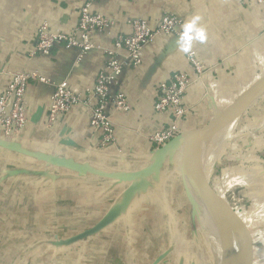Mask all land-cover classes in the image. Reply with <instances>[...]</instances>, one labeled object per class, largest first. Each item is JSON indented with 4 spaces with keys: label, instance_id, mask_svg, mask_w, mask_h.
Segmentation results:
<instances>
[{
    "label": "crops",
    "instance_id": "1",
    "mask_svg": "<svg viewBox=\"0 0 264 264\" xmlns=\"http://www.w3.org/2000/svg\"><path fill=\"white\" fill-rule=\"evenodd\" d=\"M83 3L0 0V95L13 73L37 71L52 82L66 80L87 99L103 68L105 50L116 34L131 31L132 18H147L156 27L167 12L183 23L179 33L160 36L146 47L139 69L120 77L131 110L112 112L116 145L100 146L86 103L48 126L53 86L28 87V124L15 140L0 136V264H219L216 247L194 214V181L214 122L264 75L263 5L257 0H98L95 8L109 25L94 32L96 49L78 59L75 49L60 45L49 57H31L41 24L68 34ZM196 15L203 41L195 27L184 35ZM191 50L204 66L201 74L187 58ZM176 71L192 77L186 93L192 111L181 120V133L157 147L149 137L170 119L155 113L156 88ZM240 114L215 163L228 159L230 149L238 152L241 171L235 169L237 176L228 178L237 181L246 178L243 165L264 163V144L251 145L249 126L242 124L246 110ZM252 149L262 154L243 152ZM214 168L206 177L205 207L210 215L225 213L216 228L229 262L261 264L263 250L254 251L249 236L258 216H234L224 200L215 203L216 211L208 208ZM257 181L263 182L264 175H257Z\"/></svg>",
    "mask_w": 264,
    "mask_h": 264
},
{
    "label": "built area",
    "instance_id": "2",
    "mask_svg": "<svg viewBox=\"0 0 264 264\" xmlns=\"http://www.w3.org/2000/svg\"><path fill=\"white\" fill-rule=\"evenodd\" d=\"M98 0H84L80 9L79 21L68 33L55 32L50 24H41L37 31V41L31 57L52 55L56 46L65 45L76 50L77 58L83 59L90 51L97 48L93 34L103 31L109 25L107 16L97 11ZM263 5L264 0H257ZM183 20L165 12L161 23L153 27L147 18H132L131 31L116 34L111 48L104 52V65L97 75L95 86L88 98L71 89L66 80L52 82L49 77L37 71L15 72L12 80L0 95V130L3 140H15L29 122L30 112L26 97L28 87L33 83L53 86L46 123L53 126L63 115L74 107L86 103L90 106L91 126L99 133L100 146L117 144L113 126L112 112H129L131 106L127 93L121 88L120 77L126 70H137L143 64L145 49L158 37L179 33ZM187 58L195 72L201 74L204 66L191 50ZM192 84V77L184 71L174 72L168 79L157 84L154 110L158 115H167L170 119L159 130L150 135V140L157 146H163L174 140L180 133L181 120L191 113L192 107L186 102V93ZM95 101V102H94ZM0 137V138H1Z\"/></svg>",
    "mask_w": 264,
    "mask_h": 264
},
{
    "label": "rangeland",
    "instance_id": "3",
    "mask_svg": "<svg viewBox=\"0 0 264 264\" xmlns=\"http://www.w3.org/2000/svg\"><path fill=\"white\" fill-rule=\"evenodd\" d=\"M245 110L247 114L243 118L242 124L249 126L247 128L249 134L246 135V137L249 139L251 145L255 142H259V144L263 145L264 91H262L259 95L249 101L246 106L241 110V114ZM241 114L239 117H241ZM236 124H239V122L236 121ZM256 151L257 150L252 149L245 150L243 152L247 153L246 155L250 154V156H253L252 154L256 153L254 155L255 157H258L259 155L264 153V150L261 151L262 153H257ZM229 153L230 158L228 157L227 159L225 157L224 161L222 159V161H220V163L215 166L214 171L211 175L207 189L208 208L209 210L214 212L217 210L215 208V203L224 200V204H226L225 208L231 210L234 216H245V218L250 219H252L253 217L252 220H257V217L255 218V216L257 215L258 221H252L253 224H257L256 229L253 228L251 232H249L250 239H252V243H250L254 246V251H260L261 253L263 250V253H261V255L264 256V221L260 220L261 217H264V181H257V175H264V163L254 165H243V173L246 174V178L242 181H237L239 179L238 177H234L233 179L229 180L228 178L230 177V174H235L234 176H237L238 173L236 171H241V164H239L238 162V160H240L238 152H235V150L231 151L230 149L227 154L229 155ZM226 166L229 167L230 171H223V168ZM235 169L236 171H234ZM255 207H257V212H255V210L252 213L253 215L250 217V210L255 209ZM224 214L225 213H223V210L218 211V217L220 222L222 223H224ZM247 222L248 221H246V223ZM257 232H259V234H257ZM257 237L262 238L261 240L263 241V245L258 242L259 239ZM259 262L261 264H264V257H261L259 259Z\"/></svg>",
    "mask_w": 264,
    "mask_h": 264
},
{
    "label": "bare ground",
    "instance_id": "4",
    "mask_svg": "<svg viewBox=\"0 0 264 264\" xmlns=\"http://www.w3.org/2000/svg\"><path fill=\"white\" fill-rule=\"evenodd\" d=\"M241 108L229 107L217 120L212 138L201 157L198 172L194 181V207L203 230L209 235L220 256V264H230L228 253L221 235L216 228L219 223L218 214H211L205 207V187L207 174L212 171L215 163L223 156L225 142L230 132L233 120L241 112Z\"/></svg>",
    "mask_w": 264,
    "mask_h": 264
},
{
    "label": "water",
    "instance_id": "5",
    "mask_svg": "<svg viewBox=\"0 0 264 264\" xmlns=\"http://www.w3.org/2000/svg\"><path fill=\"white\" fill-rule=\"evenodd\" d=\"M264 91V75L261 76L254 84H252L247 90H245L230 106L232 108H241L243 109L246 104ZM216 121L214 122L211 131H214ZM194 214H196L194 205H193ZM197 215V214H196ZM216 247V246H215ZM220 261V256H219ZM220 264V263H219Z\"/></svg>",
    "mask_w": 264,
    "mask_h": 264
},
{
    "label": "clouds",
    "instance_id": "6",
    "mask_svg": "<svg viewBox=\"0 0 264 264\" xmlns=\"http://www.w3.org/2000/svg\"><path fill=\"white\" fill-rule=\"evenodd\" d=\"M201 17L199 15L193 16L192 19L185 25V32L184 35L187 34V31L192 29L193 27L196 28L197 33L201 37V41L205 39V33L202 28L197 27ZM184 51L187 52L188 48H184Z\"/></svg>",
    "mask_w": 264,
    "mask_h": 264
}]
</instances>
